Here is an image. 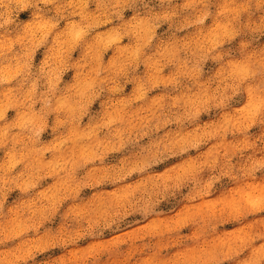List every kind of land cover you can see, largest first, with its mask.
<instances>
[{
  "label": "clouds",
  "instance_id": "9594fccd",
  "mask_svg": "<svg viewBox=\"0 0 264 264\" xmlns=\"http://www.w3.org/2000/svg\"><path fill=\"white\" fill-rule=\"evenodd\" d=\"M0 264H264V0H0Z\"/></svg>",
  "mask_w": 264,
  "mask_h": 264
}]
</instances>
